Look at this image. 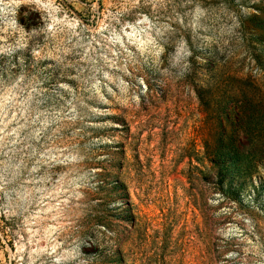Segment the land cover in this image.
Wrapping results in <instances>:
<instances>
[{"label":"rangeland","instance_id":"374dc122","mask_svg":"<svg viewBox=\"0 0 264 264\" xmlns=\"http://www.w3.org/2000/svg\"><path fill=\"white\" fill-rule=\"evenodd\" d=\"M0 264H264V0H0Z\"/></svg>","mask_w":264,"mask_h":264}]
</instances>
